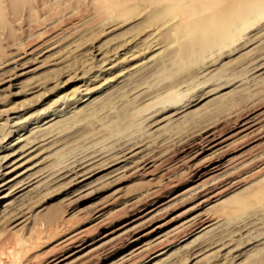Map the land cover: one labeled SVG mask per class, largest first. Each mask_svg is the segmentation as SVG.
<instances>
[{
	"label": "rangeland",
	"instance_id": "1",
	"mask_svg": "<svg viewBox=\"0 0 264 264\" xmlns=\"http://www.w3.org/2000/svg\"><path fill=\"white\" fill-rule=\"evenodd\" d=\"M36 1L0 6V264H264V0Z\"/></svg>",
	"mask_w": 264,
	"mask_h": 264
},
{
	"label": "bare ground",
	"instance_id": "2",
	"mask_svg": "<svg viewBox=\"0 0 264 264\" xmlns=\"http://www.w3.org/2000/svg\"><path fill=\"white\" fill-rule=\"evenodd\" d=\"M1 1L0 0V6H1ZM36 1V0H34ZM38 1V0H37ZM36 1V2H37ZM43 1V0H42ZM156 0H153V2H155ZM35 2V3H36ZM40 1H38L39 3ZM58 2V1H57ZM49 3V2H48ZM51 3V2H50ZM50 3H49V6H50ZM37 4V3H36ZM8 6L10 7V9H12L14 11V13L16 12H19L21 9H22V13L25 15V16H28V17H32L33 16V12H34V3L32 2V0H8ZM37 6V5H36ZM21 8V9H20ZM37 8V7H36ZM36 10V9H35ZM1 13V12H0ZM43 13V12H42ZM32 15V16H31ZM253 120V119H252ZM249 121V120H248ZM242 127V126H241ZM249 127V126H248ZM245 128V127H244ZM243 128V129H244ZM252 128V127H251ZM246 130V129H245ZM249 130V129H248ZM253 130V129H252ZM251 130V131H252ZM250 131V130H249ZM242 132V131H241ZM215 134V133H214ZM237 134V133H236ZM250 134V133H249ZM213 135V134H212ZM248 136V135H247ZM230 137V136H229ZM213 138V137H212ZM211 138V139H212ZM214 140L211 142V147H209L211 153H216V152H219V151H222V149L224 148V144L226 143L227 139H222V140H215V138H213ZM230 139V138H229ZM233 139V138H232ZM237 141V140H236ZM210 142V141H209ZM230 143V142H229ZM230 145H232L230 143ZM243 145V144H242ZM228 148V146H227ZM225 149V148H224ZM224 151V150H223ZM222 153V152H220ZM224 153V152H223ZM228 153V152H227ZM211 154V155H213ZM218 154V153H217ZM210 155V154H208ZM210 155V156H211ZM231 155V154H230ZM215 156V155H213ZM223 156V155H222ZM13 157V155H12ZM235 157V156H233ZM5 158V157H4ZM10 158H5V160L0 164V202L4 203L6 202L10 197L11 195L15 194L16 193V190L15 187L16 185H18L23 179L24 177L26 176V173L27 172H22V173H17V170H18V167H15L14 168V165L16 164V161H13V160H10ZM206 159V158H205ZM231 159V158H230ZM213 160V158L211 159ZM210 160V161H211ZM13 161V162H12ZM206 161V160H205ZM210 163V162H209ZM208 163V164H209ZM207 164V163H206ZM219 167V166H218ZM217 166H214L212 169H211V173L217 171V169H219ZM222 167V166H221ZM5 174L2 173V170H8ZM96 172V171H95ZM202 174V173H201ZM208 174V175H210ZM28 175V174H27ZM214 176V175H213ZM209 177V176H207ZM206 177V178H207ZM215 177V176H214ZM213 178V177H212ZM203 179V178H202ZM211 179V178H210ZM209 180V179H208ZM207 182V180H206ZM202 183V181H201ZM204 183V182H203ZM21 184V183H20ZM196 184V183H195ZM195 189V188H194ZM260 192V189L258 190ZM257 191V193H258ZM15 192V193H14ZM259 196V195H258ZM164 204V203H163ZM162 204V205H163ZM166 204V203H165ZM151 210V209H150ZM153 211V209H152ZM150 211V212H152ZM149 213V212H148ZM104 222V221H103ZM179 229V228H178ZM111 231V230H110ZM111 233L110 232H107L105 234L104 237H107L109 236ZM169 235V234H168ZM160 236V235H159ZM162 236H160L161 238ZM165 238V237H163ZM101 239V238H100ZM146 247V246H145ZM165 251V250H164Z\"/></svg>",
	"mask_w": 264,
	"mask_h": 264
}]
</instances>
